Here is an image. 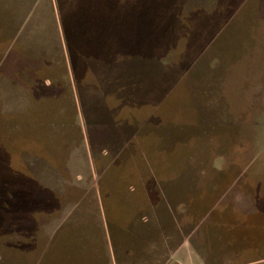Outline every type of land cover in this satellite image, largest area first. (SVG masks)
Instances as JSON below:
<instances>
[{
  "label": "rangeland",
  "instance_id": "rangeland-1",
  "mask_svg": "<svg viewBox=\"0 0 264 264\" xmlns=\"http://www.w3.org/2000/svg\"><path fill=\"white\" fill-rule=\"evenodd\" d=\"M104 1L131 42L132 95L89 108V139L75 94L31 98L35 63L67 62L95 8L0 0V264H264V17L251 3L231 17L227 0ZM56 65L53 87L70 75ZM188 245L199 258H180Z\"/></svg>",
  "mask_w": 264,
  "mask_h": 264
},
{
  "label": "trees",
  "instance_id": "trees-1",
  "mask_svg": "<svg viewBox=\"0 0 264 264\" xmlns=\"http://www.w3.org/2000/svg\"><path fill=\"white\" fill-rule=\"evenodd\" d=\"M79 1L81 0H67V2L71 3ZM82 2H84V5H87L88 9L91 7L95 8L94 10L89 11V26L92 28L90 36L88 35L87 39H83L82 36L75 33L73 40L75 44H69V46L66 45L67 62L62 54L60 57H55L56 59L52 63H45L43 60H41L43 63H35V66L40 74V80H38L40 86L37 91L32 92L31 99L37 102L44 98L45 94H50L49 91L52 92L51 94L55 93L58 95L65 92L68 96H70V100H74L73 94H75L79 108L81 109L84 120L86 121L85 129L87 136L90 139L92 127L101 124L100 120H97L96 117L93 120H88L86 117L87 111L89 108H93V111L97 110L98 113L101 111H107L108 109L106 108V105L109 104L108 102L110 101L111 96L115 99L121 97L130 98L132 95L131 85L125 83L127 79L130 78L132 72L131 63L135 60V58H133L132 53H130L131 42L122 45L118 36L114 34V31L109 30L112 25V22L110 21L111 19L110 17L103 15L101 12L102 8L107 11V1L82 0ZM57 3L62 5L61 0H58ZM109 10L112 12L111 8ZM107 15H109L108 12ZM101 19L103 20L104 27ZM15 31L16 30L14 29V32ZM17 43H19V41ZM83 43H86V47L81 45ZM14 47L18 52L14 49ZM28 49L29 48H20V46L13 42V44L11 43L9 51L12 53H18L20 58L25 60L28 55ZM19 53H21V55ZM27 61H29V58ZM61 62L64 69L67 70L68 66L70 75L66 72L67 82H63L61 78H57L55 87H53V82H51L48 76L44 77L42 74H47L48 70L53 68L54 63L57 64V69H59ZM45 80L49 81L48 86L43 85ZM61 81L65 86L61 83ZM73 105L75 109V104L73 103ZM121 105L123 106V104ZM103 124V126L109 130H118L125 127V129H122L123 133L124 130L131 129V124H128V122L126 124H120V127L112 121L105 122ZM125 133L127 134L126 131ZM133 137H135V134H130L127 141ZM117 235H119V233H117ZM121 235H127V233ZM134 240L138 241L136 238H132V241Z\"/></svg>",
  "mask_w": 264,
  "mask_h": 264
},
{
  "label": "crops",
  "instance_id": "crops-1",
  "mask_svg": "<svg viewBox=\"0 0 264 264\" xmlns=\"http://www.w3.org/2000/svg\"><path fill=\"white\" fill-rule=\"evenodd\" d=\"M251 3V8L249 11H245V14H248L249 19L254 18V19H261V17H264V0H227V7L229 12H231V17L235 14H237L240 9L246 8V5ZM232 5V6H231ZM185 246V241L177 248L176 252H173L172 256L170 258H174V255H177L178 251L181 248H184ZM189 246V245H188ZM185 254H183L181 259H197L199 258V255L195 253V251L191 248V246L183 249ZM188 254V255H187ZM187 257V258H185Z\"/></svg>",
  "mask_w": 264,
  "mask_h": 264
}]
</instances>
